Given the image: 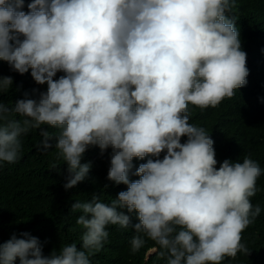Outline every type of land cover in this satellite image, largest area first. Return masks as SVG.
<instances>
[{
	"label": "clouds",
	"instance_id": "clouds-1",
	"mask_svg": "<svg viewBox=\"0 0 264 264\" xmlns=\"http://www.w3.org/2000/svg\"><path fill=\"white\" fill-rule=\"evenodd\" d=\"M235 4L31 0L25 12L24 0H0V61L47 85L38 99L0 101V165L18 161L21 137L33 129L51 147L46 125L60 130L55 148L67 165L65 190L88 177L92 165L81 158L89 146L111 149L106 179L127 186L108 203L97 192L72 203L81 213L79 247L44 255L37 237L12 234L0 243V264H91L108 242L107 226L129 228L132 213L133 254L147 240L166 264H222L249 253L242 234L261 214L251 198L264 169L251 155L217 167L214 141L189 122V105L215 108L247 82ZM12 83L0 77V94ZM146 156L155 159L130 181L133 158Z\"/></svg>",
	"mask_w": 264,
	"mask_h": 264
},
{
	"label": "trees",
	"instance_id": "trees-1",
	"mask_svg": "<svg viewBox=\"0 0 264 264\" xmlns=\"http://www.w3.org/2000/svg\"><path fill=\"white\" fill-rule=\"evenodd\" d=\"M24 0L21 10L27 12ZM239 31L241 50L246 53L248 76L246 84L235 90L232 98H225L215 108L200 109L189 105L190 123L204 127L214 141L216 159L242 162L245 155L258 161L264 169V0H236L232 13ZM22 39V37H21ZM63 73H57L54 79ZM12 77L8 91L0 94V101L8 106L20 99H38L47 85H38L30 75L13 71L7 62L0 61V77ZM22 119L21 117H15ZM50 134L44 148L40 129H33L21 137L22 150L15 163L0 165V243L6 242L12 234L21 238V233L37 237L43 245L44 255L59 250L68 243L78 247L83 229L76 224L79 211L70 208L75 201H88L93 192L101 195L108 203L127 186L114 184L106 179L110 166L111 149L103 154L98 146H89L81 163H91L88 177L75 187L65 190L63 185L68 176L67 165L55 148L60 130L42 126ZM187 138L182 137L181 143ZM162 152L160 158H163ZM155 157L133 158L129 172L130 181L136 168ZM55 165L56 167H53ZM108 187L105 189L104 185ZM258 191L251 198L253 205L259 204L261 214L242 234V242L249 249L248 254L238 253L233 258L225 257L222 264H264V173L257 180ZM121 211H125L121 210ZM131 215V225L138 223L136 214ZM131 225L127 229L109 225L108 242L91 255V264H166L159 256L158 246L147 240L145 246L133 254L130 240L136 235ZM16 264H19L17 259Z\"/></svg>",
	"mask_w": 264,
	"mask_h": 264
}]
</instances>
